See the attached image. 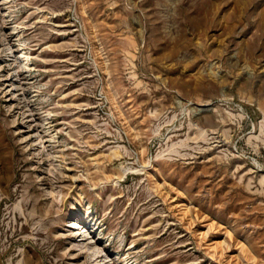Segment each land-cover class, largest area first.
<instances>
[{"label":"rangeland","instance_id":"374dc122","mask_svg":"<svg viewBox=\"0 0 264 264\" xmlns=\"http://www.w3.org/2000/svg\"><path fill=\"white\" fill-rule=\"evenodd\" d=\"M90 245L264 264V0H0V264Z\"/></svg>","mask_w":264,"mask_h":264},{"label":"bare ground","instance_id":"6f19581e","mask_svg":"<svg viewBox=\"0 0 264 264\" xmlns=\"http://www.w3.org/2000/svg\"><path fill=\"white\" fill-rule=\"evenodd\" d=\"M22 53V52H21ZM22 56L24 57V59H23V62H24V68L25 69H27V70H29L30 69V67H31V64H29L28 62H27V58H28V55L25 53V52H23L22 53ZM75 229H77V233H80V231H79V229H80V225L78 224V225H76V227H75ZM80 235V234H79ZM75 245H77L76 243H75ZM88 255H89V258L90 259H93V262H96L95 264H99V262H97L98 260H100V258L102 257V255L96 250V247L95 246H92V245H90L89 247H88ZM100 254V255H99Z\"/></svg>","mask_w":264,"mask_h":264}]
</instances>
